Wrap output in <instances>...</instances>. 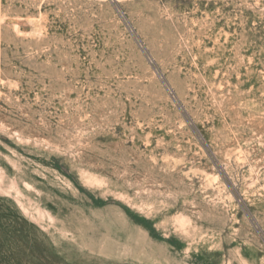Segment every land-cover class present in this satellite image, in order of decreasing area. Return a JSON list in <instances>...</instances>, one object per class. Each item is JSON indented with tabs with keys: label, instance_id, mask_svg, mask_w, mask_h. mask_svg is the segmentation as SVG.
Listing matches in <instances>:
<instances>
[{
	"label": "rangeland",
	"instance_id": "obj_1",
	"mask_svg": "<svg viewBox=\"0 0 264 264\" xmlns=\"http://www.w3.org/2000/svg\"><path fill=\"white\" fill-rule=\"evenodd\" d=\"M0 264H264V0H0Z\"/></svg>",
	"mask_w": 264,
	"mask_h": 264
},
{
	"label": "bare ground",
	"instance_id": "obj_2",
	"mask_svg": "<svg viewBox=\"0 0 264 264\" xmlns=\"http://www.w3.org/2000/svg\"><path fill=\"white\" fill-rule=\"evenodd\" d=\"M151 59V58H150ZM153 69V68H152ZM156 74V73H155ZM156 76H157V74H156ZM161 77V76H160ZM161 80V79H160ZM163 85V84H162Z\"/></svg>",
	"mask_w": 264,
	"mask_h": 264
}]
</instances>
